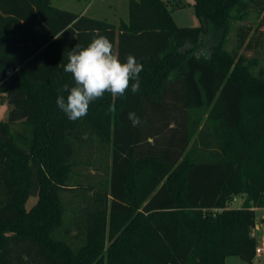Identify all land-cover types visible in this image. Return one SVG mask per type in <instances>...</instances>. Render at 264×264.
Segmentation results:
<instances>
[{
    "label": "trees",
    "instance_id": "obj_1",
    "mask_svg": "<svg viewBox=\"0 0 264 264\" xmlns=\"http://www.w3.org/2000/svg\"><path fill=\"white\" fill-rule=\"evenodd\" d=\"M193 5L201 24L179 26L169 0H130L117 28L51 0H0V93L11 105L0 120V264H253L264 0ZM93 30L121 62L143 64L141 88L105 93L71 121L56 104L74 86L67 53Z\"/></svg>",
    "mask_w": 264,
    "mask_h": 264
},
{
    "label": "clouds",
    "instance_id": "obj_2",
    "mask_svg": "<svg viewBox=\"0 0 264 264\" xmlns=\"http://www.w3.org/2000/svg\"><path fill=\"white\" fill-rule=\"evenodd\" d=\"M93 40L86 46L77 44L68 51V63L64 71L70 73L74 86L64 85L68 92L65 99L58 95L56 104L71 121H77L88 114L90 103L102 99L105 93L112 97H122L129 90L132 94L140 91V73L143 64L134 55H128L126 62H121L113 51L110 40L93 30ZM109 112H116L115 105L109 106ZM128 120L133 127L139 126L140 117L135 112L128 113Z\"/></svg>",
    "mask_w": 264,
    "mask_h": 264
},
{
    "label": "rangeland",
    "instance_id": "obj_3",
    "mask_svg": "<svg viewBox=\"0 0 264 264\" xmlns=\"http://www.w3.org/2000/svg\"><path fill=\"white\" fill-rule=\"evenodd\" d=\"M54 6L68 9L77 13H83L87 16L105 19L112 22L118 28L122 21L130 20V0H51ZM173 7V19L179 26H198L201 19L194 8V0H169ZM248 23H253L252 18ZM254 25V23H253ZM229 44L233 46L234 38ZM201 51V50H200ZM248 56L254 55V51L248 50ZM259 55V54H258ZM260 58L264 62V38L261 43ZM11 105L4 93H0V120L7 121ZM37 200V195H30L26 207L29 209ZM244 201V197L239 195L234 198L231 205L238 207ZM254 231L257 238V246L264 248V207L256 210V225ZM264 253H258L253 260V264H264ZM225 264H251L239 255H228Z\"/></svg>",
    "mask_w": 264,
    "mask_h": 264
},
{
    "label": "built area",
    "instance_id": "obj_4",
    "mask_svg": "<svg viewBox=\"0 0 264 264\" xmlns=\"http://www.w3.org/2000/svg\"><path fill=\"white\" fill-rule=\"evenodd\" d=\"M253 234H255V231H253ZM255 235H256V234H255ZM256 252H257V254H258V253H264V248L258 246V247L256 248Z\"/></svg>",
    "mask_w": 264,
    "mask_h": 264
},
{
    "label": "crops",
    "instance_id": "obj_5",
    "mask_svg": "<svg viewBox=\"0 0 264 264\" xmlns=\"http://www.w3.org/2000/svg\"><path fill=\"white\" fill-rule=\"evenodd\" d=\"M241 205H242V204H240L239 206H241ZM239 206H238V207H239ZM257 209H258V208H256V210H257Z\"/></svg>",
    "mask_w": 264,
    "mask_h": 264
}]
</instances>
